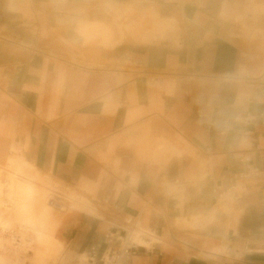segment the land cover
<instances>
[{
	"label": "crops",
	"instance_id": "obj_1",
	"mask_svg": "<svg viewBox=\"0 0 264 264\" xmlns=\"http://www.w3.org/2000/svg\"><path fill=\"white\" fill-rule=\"evenodd\" d=\"M242 24L264 41V0H0V202L43 208L38 175L93 209L44 224L53 264L135 221L156 242L130 264H264V74Z\"/></svg>",
	"mask_w": 264,
	"mask_h": 264
},
{
	"label": "rangeland",
	"instance_id": "obj_2",
	"mask_svg": "<svg viewBox=\"0 0 264 264\" xmlns=\"http://www.w3.org/2000/svg\"><path fill=\"white\" fill-rule=\"evenodd\" d=\"M126 22L127 21H125V23ZM235 23L237 24V22H235ZM168 27L170 28L171 26H168ZM244 28H246V29H244ZM170 29H172V31L174 33L177 31V28L171 27ZM240 29H241V32H239V34H240L239 35L240 36L239 41L243 42L245 47H242L238 42L235 44L238 47H240L241 49H243L245 52L247 51V53L249 55H251V58H250L251 62L250 63L252 64L253 67H255V69H258L259 72L263 71L264 41L257 37L258 35H257L256 31L259 29H257V27L248 28L244 24H242ZM260 29H262L264 31L263 26H261ZM244 31H246V33H244ZM250 32H256V33H254L255 40H252L251 43H248L247 34H249ZM155 38L162 39V36L155 37ZM0 175L6 176L7 171L0 168ZM34 180L37 183H39V187H34V189L32 188V190L37 191L39 203L41 205H43V208H33L31 206L32 200L30 197L28 198L24 192L22 194H18V196L21 197L22 205H21V208L18 209L19 218L17 220H14L13 204H11L9 202L10 198L13 199V195H10V193L8 194V189H6V188L2 191V194L5 196L6 206H5V203L0 202V210H2L1 213L4 214V216H5V219L3 221L0 220V227L1 228H8V229L14 228V227H17V228L19 227L18 228L19 230L17 232L19 234L18 235L19 236L18 242L20 243L22 239H25L24 243L20 247H15V246L11 245L8 240L4 239V237H2L0 235V254L6 255V256H12L13 253H15V257H14L15 263L14 264H21L22 260H24V262H25L24 264H36V256L35 255H36V253L41 251L40 249H38L36 247V243L39 242L43 237L48 236V237L54 238L51 235H49V231H46V229L44 227V224H46V222H49V223L54 222L56 220L57 215H60V214H63L65 212L70 211L69 210L70 207L77 208L75 206V204H78V203L81 205H84L83 208L79 206L83 212L93 213L92 207L86 201L78 198L74 193H70V192L68 193V195L73 200L71 201V204L69 207H67L64 211H56V210L50 209L49 207L46 206L45 203L43 204V202H45V191H44L45 188L44 187H46L48 185V181H49L48 178L47 177H40L37 175V177ZM50 183L53 184L55 187L60 188V185L58 183H54L52 181H50ZM40 190L42 192L43 202L41 200ZM2 214H0V216ZM7 220L9 222V224L4 225L3 223ZM130 224L131 223L128 222L122 226L125 229V231H129ZM17 228L15 230H17ZM124 235L122 234V236H124ZM27 242L31 243V249L33 250V252L31 249H28V248H26V252L24 251L25 247H27ZM119 244H120V242H119ZM119 244H118V246H119ZM114 248H116V247H114ZM66 249H67V244H66ZM99 249H101V248L99 247ZM110 249H112V248H110ZM46 258L47 259H44L46 262H49V260H50V262L52 263V259H53L52 257L46 256ZM58 263L59 262H57L56 264H58ZM46 264H48V263H46Z\"/></svg>",
	"mask_w": 264,
	"mask_h": 264
},
{
	"label": "bare ground",
	"instance_id": "obj_3",
	"mask_svg": "<svg viewBox=\"0 0 264 264\" xmlns=\"http://www.w3.org/2000/svg\"><path fill=\"white\" fill-rule=\"evenodd\" d=\"M263 74H264V69H263ZM33 179H35V178H33ZM44 191H45V204H46V206L49 207L50 209H53L56 211H64L67 207L70 206L71 201L73 200L68 194H66L63 191V189L61 187L60 188L55 187L53 184L50 183V181H48V185L45 187ZM51 192L55 193L59 197L58 201L60 204L58 207H53V206H50L48 204L47 197L49 196V194ZM70 209H75V207H70L69 210ZM134 223L132 225H130V228L134 226ZM16 228L17 227L8 229V228H1L0 227V235L2 237H4V239L8 240L11 245H13L15 247H20L24 243L25 239H22L20 243L16 241L15 235H17L19 227L17 228V230H15ZM130 228H129V230H130ZM129 239L132 240L137 245L147 247V248H149L152 245V243L156 241L155 236L152 233H150L149 231L142 229L139 226L138 221H137V224L135 225L134 232L131 234ZM36 247L41 250L40 252L36 253V255H35L36 256V264H46V263L50 264L51 263L50 260H49V262H46L44 260V259H47L46 256L53 258L52 263H51V264H53V261L56 259V255L58 254V252L62 248V244L60 243V241L55 240V237L51 238V237L47 236V237H43L39 242H37ZM26 248L31 249V243L30 242L29 243L27 242V247H25V249H24L25 252H26ZM32 252H33V250H32ZM14 263H15V261L13 260L12 264H14ZM24 263H25L24 260H22L21 264H24Z\"/></svg>",
	"mask_w": 264,
	"mask_h": 264
},
{
	"label": "built area",
	"instance_id": "obj_4",
	"mask_svg": "<svg viewBox=\"0 0 264 264\" xmlns=\"http://www.w3.org/2000/svg\"><path fill=\"white\" fill-rule=\"evenodd\" d=\"M201 117V114L198 115ZM213 126V123H208V128H211ZM247 161H249V158H246ZM260 172L257 171L254 168H248L243 176L245 177H257L260 176ZM178 181H174L173 185H178ZM166 187L165 192L167 195H171V189L172 187ZM215 190L219 189L218 186H214ZM48 204L53 207L59 206V197L55 193L51 192L49 196L47 197ZM137 224V221H135L134 226L130 228L129 231H125V235L122 237H118V240L120 242L119 246L116 248H112L105 251H100L98 245H91L89 246L87 252H86V261L89 264H130V259L134 252L139 248L143 247L140 245H137L132 240L129 239L131 234L134 232L135 225ZM114 234L119 235L117 232H106L104 235V238L107 240L108 243H111L112 239H114ZM19 234L15 235L16 241L19 240ZM156 242V241H155ZM153 242L152 245L155 243Z\"/></svg>",
	"mask_w": 264,
	"mask_h": 264
}]
</instances>
